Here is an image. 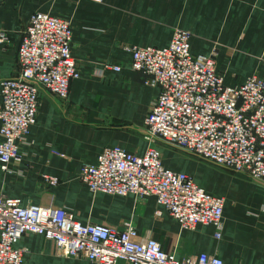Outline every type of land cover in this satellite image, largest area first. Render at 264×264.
I'll list each match as a JSON object with an SVG mask.
<instances>
[{
	"label": "crops",
	"instance_id": "0c3cea01",
	"mask_svg": "<svg viewBox=\"0 0 264 264\" xmlns=\"http://www.w3.org/2000/svg\"><path fill=\"white\" fill-rule=\"evenodd\" d=\"M36 12L70 20L71 54L80 78L70 84L65 101L40 88L36 123L21 146V162L7 173L0 169V196L22 205L63 208L83 225L123 230L132 224L139 236L177 259L207 254L224 264H264L262 182L155 144L167 169L225 200L217 240L212 226L181 230L153 197L93 195L77 177L104 148L138 156L148 149L144 120L159 89L127 68V47L166 48L178 28L191 34V54L215 51V68L226 85H239L253 74L264 79V0H2L0 30L8 42L0 45V82L16 75L19 40ZM103 65H119L122 71L103 70ZM45 177L58 183L50 185ZM20 246L27 249L23 264H91L57 256L54 242L39 235L25 236Z\"/></svg>",
	"mask_w": 264,
	"mask_h": 264
},
{
	"label": "built area",
	"instance_id": "2783aa9c",
	"mask_svg": "<svg viewBox=\"0 0 264 264\" xmlns=\"http://www.w3.org/2000/svg\"><path fill=\"white\" fill-rule=\"evenodd\" d=\"M73 34L68 19L41 12L29 18L17 48L16 75L0 82L3 173L21 162V146L36 123L40 88L65 101L70 84L80 78L71 54ZM190 38L189 32L176 28L166 48H126L131 55L127 68L159 89L144 120L148 149L138 156L120 147L104 148L96 163L82 165L77 177L93 195L153 197L181 230L212 226L219 240L225 200L199 188L191 177L167 169L155 144L264 183V79L253 74L239 85H226L215 68V51L191 54ZM7 42L0 30V45ZM103 70L120 72L122 67L103 65ZM45 180L58 183L56 178ZM29 234L54 242L57 256L91 264H224L207 254L177 259L153 239L139 236L132 224L123 230L83 225L63 208L22 205L19 199L0 196V264L24 263L27 249L20 243Z\"/></svg>",
	"mask_w": 264,
	"mask_h": 264
}]
</instances>
